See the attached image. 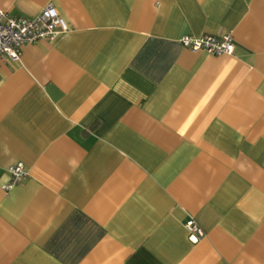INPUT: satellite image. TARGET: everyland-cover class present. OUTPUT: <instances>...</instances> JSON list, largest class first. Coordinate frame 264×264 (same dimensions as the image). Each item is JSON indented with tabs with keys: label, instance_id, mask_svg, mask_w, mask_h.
Returning a JSON list of instances; mask_svg holds the SVG:
<instances>
[{
	"label": "crops",
	"instance_id": "obj_1",
	"mask_svg": "<svg viewBox=\"0 0 264 264\" xmlns=\"http://www.w3.org/2000/svg\"><path fill=\"white\" fill-rule=\"evenodd\" d=\"M47 3L68 30L0 60V264H264V0L0 9Z\"/></svg>",
	"mask_w": 264,
	"mask_h": 264
},
{
	"label": "built area",
	"instance_id": "obj_2",
	"mask_svg": "<svg viewBox=\"0 0 264 264\" xmlns=\"http://www.w3.org/2000/svg\"><path fill=\"white\" fill-rule=\"evenodd\" d=\"M68 30L67 21L52 3L44 5L31 17H12L0 9V60L7 58L17 61L24 44L35 43L42 39H53ZM182 47L192 51L203 50L213 55L231 54L234 50V39L231 34L182 35L179 38ZM9 179L0 185L8 191L12 186L28 175L22 161H16L7 167ZM184 227L191 243H196L204 236V231L197 221L189 216Z\"/></svg>",
	"mask_w": 264,
	"mask_h": 264
}]
</instances>
